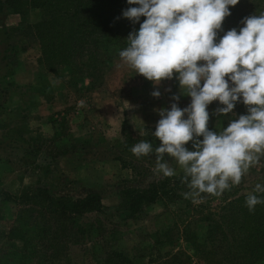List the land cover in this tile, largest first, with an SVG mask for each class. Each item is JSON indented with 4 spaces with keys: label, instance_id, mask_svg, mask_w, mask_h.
<instances>
[{
    "label": "rangeland",
    "instance_id": "374dc122",
    "mask_svg": "<svg viewBox=\"0 0 264 264\" xmlns=\"http://www.w3.org/2000/svg\"><path fill=\"white\" fill-rule=\"evenodd\" d=\"M238 4L243 8V19L264 12V0H239ZM136 6L119 10L114 33L105 43L94 44L99 72L91 79L41 62L33 29L41 19L39 11L30 12L25 20L6 8L0 11V264H41L36 257L21 259L16 251L25 248L23 242L34 235H39V240L45 238L38 207L19 206L4 200L2 194L19 198L42 189L56 198L100 195L105 212L75 218L74 227L80 235L75 230L69 233L62 264H103L105 256L113 264L155 263L152 260L157 261L159 253L151 249L158 231L172 222L179 229L195 230L198 210L191 207L185 213L181 209L184 204L170 203L166 209L156 203L133 219L118 209L121 190H144L163 178L156 170L154 154L137 158L131 148L140 141L158 147L160 141L153 132L161 118L159 110H170L172 103L183 109L191 102L175 74L156 85L120 58L119 52L128 46L129 33L138 31L145 19L142 16L133 23L122 16L124 10ZM230 18L234 17L230 14L225 20ZM232 28L222 24L217 40ZM153 91L161 93L159 98L151 95ZM173 95L179 100L174 101ZM80 101L84 106H78ZM217 107L223 105L213 101L207 109L211 131H219L230 120L247 114L242 102L227 115L216 114ZM186 147L192 150L191 142ZM165 159L176 170V177L183 175L173 158ZM256 184L264 185V157L236 185L238 195L253 192ZM189 199L192 206L198 204ZM175 246L188 250L182 241ZM37 247L35 240L27 245L33 252ZM170 249L168 244L162 245L160 256ZM47 252L49 256L52 253ZM186 256L188 260L182 257L186 263L178 260L179 264H208L191 250Z\"/></svg>",
    "mask_w": 264,
    "mask_h": 264
},
{
    "label": "clouds",
    "instance_id": "9594fccd",
    "mask_svg": "<svg viewBox=\"0 0 264 264\" xmlns=\"http://www.w3.org/2000/svg\"><path fill=\"white\" fill-rule=\"evenodd\" d=\"M239 0H127L122 16L136 23L120 58L137 74L158 85L175 78L182 93L191 98L181 109L172 103L160 109L153 135L158 147L140 141L131 152L137 158L155 155L156 170L165 177L177 175L165 156L173 158L189 189L184 197L194 201L207 193L221 195L239 185L245 173L264 157V12L245 17L237 31L232 28L217 40L230 7ZM203 82V83H202ZM170 91V89H168ZM153 97L161 93L153 91ZM174 101L179 96L173 95ZM218 101V115L233 112L235 104L247 106V114L230 120L219 131L208 128V106ZM84 106V102H78ZM202 137V139H200ZM191 142L192 150L186 145ZM254 193H264L256 184L246 196L254 212L264 203Z\"/></svg>",
    "mask_w": 264,
    "mask_h": 264
},
{
    "label": "trees",
    "instance_id": "16d2710c",
    "mask_svg": "<svg viewBox=\"0 0 264 264\" xmlns=\"http://www.w3.org/2000/svg\"><path fill=\"white\" fill-rule=\"evenodd\" d=\"M127 5V0H0V11L6 8L24 20L30 12L39 11L41 19L33 29L41 62L48 67L69 68L91 79L99 72L94 44L105 43L114 33L116 13ZM229 7L234 18L224 19L222 24L233 25L239 31L243 8L239 4L235 10ZM182 176H163L144 190L124 188L119 192L118 209L128 219L135 218L144 208L156 203H161L166 209L170 203L184 204L181 209L185 213L191 207L198 210L195 230L179 229L177 223L172 222L165 230L156 233L151 252L159 253V259L152 262L179 264L178 260L185 262L182 257L188 260L186 254L191 250L199 260L208 264H263L264 203L256 205L254 212H249L245 203L247 195H238L237 187L232 186L231 190H225L219 196L201 194V198H197L198 204L192 206L191 199L183 195L189 189L182 182ZM254 194L264 199V193ZM2 196L19 206L38 207L45 238L39 240L40 236L34 235L33 239L23 242L25 248L16 252L23 260L36 257L41 264H62L68 250L69 233L75 230L80 235L74 227L75 218L102 214L106 209L98 193L71 199L56 198L46 190L37 189L19 198L10 194ZM33 240L39 244L34 252L27 249ZM180 241L188 250L175 246ZM165 244L171 249L160 256L161 246ZM47 251H52L50 256ZM111 263L109 256L103 258V264Z\"/></svg>",
    "mask_w": 264,
    "mask_h": 264
}]
</instances>
